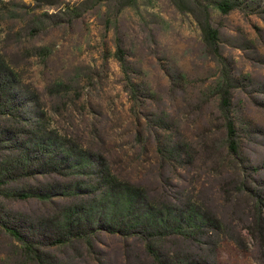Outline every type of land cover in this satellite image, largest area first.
Listing matches in <instances>:
<instances>
[{
	"label": "rangeland",
	"instance_id": "rangeland-1",
	"mask_svg": "<svg viewBox=\"0 0 264 264\" xmlns=\"http://www.w3.org/2000/svg\"><path fill=\"white\" fill-rule=\"evenodd\" d=\"M221 1L0 0V264H264V0Z\"/></svg>",
	"mask_w": 264,
	"mask_h": 264
},
{
	"label": "trees",
	"instance_id": "trees-1",
	"mask_svg": "<svg viewBox=\"0 0 264 264\" xmlns=\"http://www.w3.org/2000/svg\"><path fill=\"white\" fill-rule=\"evenodd\" d=\"M217 5L219 8L225 12L228 13L233 10L234 5L230 3L228 0H223L221 2H218ZM213 37H216L215 32H211ZM0 107L5 108V102H0ZM228 135L230 138V147L231 150L236 151L237 150V144L234 141V128L232 123L228 125ZM12 168L10 169L9 166L2 170L0 173V178H4L5 181H7L8 177L11 172L14 169V166L16 164V161H14ZM108 196V195H107ZM107 196L104 195L103 201L108 200L106 198ZM120 203L116 205V200L113 203L112 211L111 213L105 214L106 217L110 220V223L113 225H117L119 228H122L121 231L127 232L131 229L137 228L140 230V232L147 236V238L154 237L153 235L159 234H174V235H185L190 236L194 233H191V230H194L196 234L202 229L199 226V222L197 221L198 216L196 217V214L190 212L187 216V218H182L172 216V212L169 211V213H165L160 210H155L152 207H147L144 210L140 209L138 207L137 200L135 196L132 194L126 192L120 196ZM116 199V197H114ZM87 208L83 210L82 214H90L92 208L90 205L86 206ZM75 217V218H74ZM83 223L82 216H73L69 218L66 229H68L69 233H75L74 231L77 230L76 236H79V231L81 228H73L74 225H81ZM8 232L14 236L18 241L23 242L26 244V239L23 237V235L15 228H6ZM109 231H114L117 228H108ZM60 240V238L58 239ZM150 249L152 250L153 244L150 243ZM27 249L29 253L33 255V259L37 261L40 264H47L44 255H42L40 252H38L35 249L34 245L27 246Z\"/></svg>",
	"mask_w": 264,
	"mask_h": 264
}]
</instances>
